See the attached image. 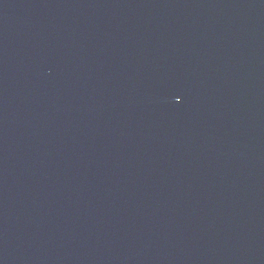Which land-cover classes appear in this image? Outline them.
<instances>
[{
  "label": "water",
  "instance_id": "water-1",
  "mask_svg": "<svg viewBox=\"0 0 264 264\" xmlns=\"http://www.w3.org/2000/svg\"><path fill=\"white\" fill-rule=\"evenodd\" d=\"M0 264H264V0H0Z\"/></svg>",
  "mask_w": 264,
  "mask_h": 264
}]
</instances>
